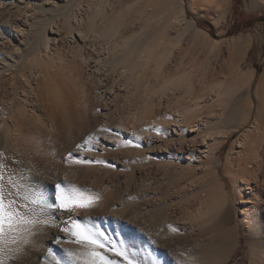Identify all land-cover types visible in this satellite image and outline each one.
<instances>
[{"label": "bare ground", "instance_id": "obj_1", "mask_svg": "<svg viewBox=\"0 0 264 264\" xmlns=\"http://www.w3.org/2000/svg\"><path fill=\"white\" fill-rule=\"evenodd\" d=\"M0 2V33L4 34L0 40V152L9 172H30L32 180L48 192L57 177L67 176L77 187L99 193L100 202L90 215L117 241L130 243L132 234L154 235L149 230L158 217L171 234L189 242L190 250L181 261L187 264L203 263L199 246L207 225L233 223L240 212L250 246L249 264H264V70L262 90L254 97V69L239 71L237 66L248 37L232 41L229 75L210 84L209 76H215L214 71L209 73L210 67L201 68L196 62L191 67L180 56L170 65L187 28L171 39L166 27L163 31L155 27L162 23L154 22L156 15L121 12L124 0H118L119 6L113 0H75L72 6L67 0ZM162 2L166 7L158 20L168 17L182 26L184 22H179L184 17L171 12L178 6L183 13L184 3ZM187 27L194 35L195 31L206 33L193 19ZM212 42L213 46L218 43ZM112 110L117 119H123L118 137L112 135L115 131L98 132L116 122L110 117ZM90 134L99 135L100 143L92 151H77L76 145ZM233 134L237 136L224 161L219 153ZM128 139L141 147L122 146ZM121 151L126 153L123 158L118 155ZM69 153L73 161L106 163L76 164L67 159ZM138 154H146L161 168L166 163L167 169L181 170L180 179L170 182L172 198L159 202L152 215L148 206L157 195L136 191L152 167H146L148 161L137 158ZM222 166L232 173L237 208L226 191ZM173 204L175 209L170 210ZM173 219L180 223L179 231L174 230ZM224 248L220 244L212 252ZM221 262L216 258L209 264Z\"/></svg>", "mask_w": 264, "mask_h": 264}, {"label": "rangeland", "instance_id": "obj_2", "mask_svg": "<svg viewBox=\"0 0 264 264\" xmlns=\"http://www.w3.org/2000/svg\"><path fill=\"white\" fill-rule=\"evenodd\" d=\"M74 1L75 0H67V4L69 6H72L74 4ZM113 1L118 3V6H119L118 0H113ZM124 1H125V5L123 7L119 8L121 12L136 14V13H138V10H139L140 13H142V14H154V16L156 15L157 17L156 16L155 17L157 18V20L154 22L157 23L158 21L162 20L161 22L162 23L164 22L165 25L162 23L160 25V22H158L155 25V27H159L158 31H163L164 28L166 27L165 28V30L167 29L166 32L169 31L166 34L167 35L169 34V36H171V39H172V36L177 38L178 32L181 29H182L181 31H183V29L185 30V28H187V30H185V31H187L188 33L187 32L185 33L186 36L183 39V41L181 42V46L179 48H178V46H177V48L175 47L176 49L174 50V52L172 54V57H171L172 60H170V63H171L170 65L174 66L175 62H177L176 60L180 56V57H182L184 63L189 64L191 67L194 65L195 62L200 67H201V65L203 66V68L204 67L205 68L210 67V68H208L209 73L212 74L211 72L214 71L213 73L215 74V76H213V75L209 76L210 80H209V78H208V80H209V83L211 82L210 84H214L215 81H217V82L219 80L221 81L224 79L225 76L229 75V74H227L229 72V69H227V66H228L227 61H228V56L230 54V48L232 45V41L237 37H241V36L248 37L249 40H247L245 37L246 41L248 42L247 48H246L247 50L245 51V53L243 55H241V57L237 63V66L239 65L238 66L240 68L239 71H248V70L254 69L255 78L251 82V90H252L254 97H257L259 88L262 90L261 74L264 70V0H259V2L261 1V3L255 7L249 5L251 0H192L191 2H189L188 0H175V2H176L175 6H177L178 1L184 3L183 13L181 12V8L178 6L174 10H172L173 12H171V14H178V15H181V17H184L179 22L180 24L182 23V21L184 22L181 24L182 26H180L178 24V22H175V21L171 22L172 19L169 20L170 18L167 19L168 17L158 20L159 15L161 14V12L166 7L165 3L162 2V0H158V1L157 0H152V1L151 0H142L141 2H138L137 5L132 6L131 8L127 7L128 4H131L133 1H136V0H124ZM61 18H63V17L61 16ZM166 19L168 20V23H167ZM192 19H193V21H195L197 23V25L199 27H201L203 30L206 31V33H204V35H203V33L197 34L196 31H195L196 35H194L193 34L194 30L187 27L188 21H190ZM184 20L185 21L188 20V21L185 22ZM170 22H171V24H170ZM186 24H187V26H186ZM188 29H189V31H188ZM176 30H178V31H176ZM192 31H193V33H192ZM127 32L131 33L130 31H127ZM175 34H177V35L174 36ZM188 34H189V36H188ZM211 38L213 40H211ZM34 39H35V37H32V40H34ZM198 39H199V41H198ZM215 40L218 41V43H217V45L214 44V46H213V43H215V42H212V41H215ZM197 42H199L200 44ZM180 48H183V51L179 50ZM185 48H186V51L184 50ZM187 48H189V50H187ZM178 51H180L181 53ZM182 52H183V54H182ZM178 60H180V59H178ZM201 60H203V61H201ZM202 62H203V64H202ZM191 63H192V65H191ZM189 65H188V67H190ZM173 66H171V68ZM88 84L91 85L90 83H88ZM238 86L241 87V84ZM242 91H244V89L243 90L241 89V92ZM90 113L92 114V113H94V111H92ZM112 113H113V116H112V114H110V117H112L114 119L113 121L114 122L116 121V122L115 123L113 122L114 124L110 126L111 127L110 129L113 130L112 132L115 131L112 135H114V134L116 135L118 129L122 128L121 123H123V121H122L123 119H122V117H120V118L118 117L119 119H117V116L115 115V111L112 110ZM91 114H90L91 120L95 121L94 117H92L95 115L93 114L91 116ZM79 122L80 121H77L76 123L80 125ZM116 123H118V126H116L117 125ZM77 124H76L75 128H78ZM93 124H95V122H92V125ZM119 124H121V125H119ZM233 135L229 136L227 138L226 142L223 145L222 152L219 153L222 155L224 161L226 160V154H227L228 150L230 149L234 138L237 136V134H233ZM128 140H130V139H128ZM124 152L121 151L120 154H118V155H120V157L123 158L124 156H126V153L124 155ZM142 155H145V156H142ZM142 155L138 154V156H136V157L142 161L143 160L145 162L148 161L147 163H145L146 167L151 166L152 168H151V170L149 169L150 173L148 175H146L147 176L146 180H144L145 178H141L143 180H140L142 182H139V184L136 187V189H137L136 191H137V194H139V195H141V194L143 195L144 192L145 193H149V192L151 193L152 192L153 194L157 195V197H156L157 200L155 198V201L152 202L150 206H148V209H149L148 211H150V214L152 215L155 212V209L157 208V206H159V204H160L159 202H161L162 200H168L170 197L172 198V194L170 193L172 190L171 189L172 183L170 184V182L171 181L173 182V181L180 179L179 173H181V170L179 168H175L174 166H172V169H170V168L167 169V168H165L166 167V163H165L164 168L167 171L170 170L171 174L169 173V171L167 173V171H165L164 168H161L162 166H160L158 163H154V162H151V160H147L149 158H146V157H148L146 154H142ZM141 157L142 158L144 157V158L142 159ZM152 158L156 159L155 156H153ZM126 170H127V168L125 169V171ZM164 174H166V175H164ZM167 174H169V175H167ZM220 174H221V176H223V182L225 183L226 191L228 192V194L231 198V203L235 205V208H237L238 204L236 203V199H235L236 191L234 189L233 182L231 179L232 173H229V172L227 173L224 166H222L220 168ZM150 176H152V177H150ZM156 176H158V177H156ZM166 176H168L167 178L169 180L167 178H165ZM142 177H145V176L143 175ZM147 179H149V180H147ZM147 183H150L151 185H147ZM144 185H145V188H144ZM153 186H154V188H153ZM138 187L139 188L141 187L140 188L141 190ZM148 187H149V189H148ZM169 188H170V191H168ZM172 188H174V186ZM160 193H161V195H160ZM124 202H126V201H124ZM124 202H123V204H124ZM177 203H179V202H177ZM177 203L174 202L175 205ZM180 203H182V202H180ZM174 204L170 205L171 207L168 206L170 210L175 209ZM141 211H143V209H141ZM156 219L154 220L155 223L153 224V226H154L153 229L151 228L152 230L151 229L149 230L154 235L142 236L139 234H132L131 235L132 237L130 236V238L132 239L130 244H134L137 249H140L141 251H143L144 249H151L152 245L149 243V241L154 240L155 241V247L158 250H166L167 253L170 254V256L174 260L177 261V264H180L185 253H188L190 250V248L188 246L189 242H187V240H184L182 238L180 239L179 237H178L179 239L176 238L177 236L175 234L170 233L171 231L167 227L168 224L166 225V223L162 222L161 219L159 222L158 217ZM173 220L174 221H171V223L174 224L173 222H175L174 225L177 224L176 226L179 228L180 223L178 221L176 222L175 219H173ZM211 223L212 224L207 225V226H209L208 228H206L207 226L205 225L206 229L204 228V232L202 233V237H201L202 243L199 246V250L203 253V263L209 264V262H212L214 259L218 258V260H222L221 264H249L250 246L248 243L245 226L241 220L240 212H238V215L234 218L233 223H228L225 226L218 224L216 221L215 222L212 221ZM172 236L173 237L175 236L176 239H173ZM174 240H175V242H174ZM185 242H186V244H185ZM220 244H222L225 247L224 250L221 252L213 253L212 250L217 245H220ZM187 246H188V249H187ZM186 250H187V252H186ZM184 264H187V263L184 262Z\"/></svg>", "mask_w": 264, "mask_h": 264}, {"label": "snow or ice", "instance_id": "obj_3", "mask_svg": "<svg viewBox=\"0 0 264 264\" xmlns=\"http://www.w3.org/2000/svg\"><path fill=\"white\" fill-rule=\"evenodd\" d=\"M3 39L4 34L0 33V40ZM112 131L106 127L98 129L100 133ZM100 139L99 135L90 134L76 149L92 151ZM122 146L141 147L131 140ZM4 159L0 152V264H177L166 250L155 247L154 240L149 241L151 249L141 251L125 240L117 241L102 223L97 226L90 212L100 202L99 193L77 187L68 182L67 176L57 177V182L48 186L50 192L45 191L32 180L30 172H9ZM67 159L73 161V153ZM73 162L106 163L84 158ZM107 166L114 167L111 163Z\"/></svg>", "mask_w": 264, "mask_h": 264}, {"label": "crops", "instance_id": "obj_4", "mask_svg": "<svg viewBox=\"0 0 264 264\" xmlns=\"http://www.w3.org/2000/svg\"><path fill=\"white\" fill-rule=\"evenodd\" d=\"M258 3H254L253 1H251L250 3H249V5H251V6H257V5H259L260 3H261V1L259 2V0H256Z\"/></svg>", "mask_w": 264, "mask_h": 264}]
</instances>
